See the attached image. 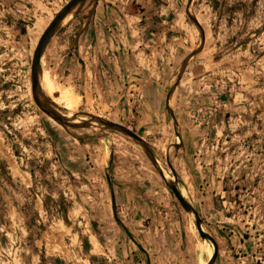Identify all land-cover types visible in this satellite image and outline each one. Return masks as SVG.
I'll return each mask as SVG.
<instances>
[{
	"label": "rangeland",
	"instance_id": "obj_1",
	"mask_svg": "<svg viewBox=\"0 0 264 264\" xmlns=\"http://www.w3.org/2000/svg\"><path fill=\"white\" fill-rule=\"evenodd\" d=\"M70 1L0 0V264L211 260L145 150L96 119L145 140L214 264H264V0L78 7L43 52L41 100L84 128L32 92L38 43Z\"/></svg>",
	"mask_w": 264,
	"mask_h": 264
},
{
	"label": "water",
	"instance_id": "obj_2",
	"mask_svg": "<svg viewBox=\"0 0 264 264\" xmlns=\"http://www.w3.org/2000/svg\"><path fill=\"white\" fill-rule=\"evenodd\" d=\"M87 1L88 0H71L67 4V6L53 19V21L49 24L48 28L46 29V31L44 32V34L42 35V37L38 43V46H37L35 54H34L33 64H32V92H33V98H34L35 103L39 106V108H41V110L44 113H46L48 116H50L56 122H58L60 125L65 126V127L84 128L85 126H78L76 124H71V122L69 121V119L65 115L61 114L58 110H56L52 106H50L48 104L46 105L42 102V100H41L42 88H41V83H40L41 61H42L43 52L45 50L47 42L49 41V39L51 38V36L55 32V30L78 7H80V6L83 7ZM192 1L193 0H190L189 5H191ZM173 91L174 90H172L171 93L168 95L167 106H169L170 97H171ZM172 116H173V114H172ZM96 121L99 124H101L102 126L106 127L107 129L117 131L119 133H122L125 136L130 137L137 144H139L145 150V152L147 153V156L149 157L151 162L155 165L156 168H158L160 175L164 178L163 171L159 167L157 159L155 158L153 152L151 151V149L149 148V146L145 142V140H143L136 133L130 131L129 129H127L121 125L114 124L111 122H107V121L102 120V119H96ZM176 149H179V147L176 146ZM165 182H166L167 187L174 194V196L176 197L177 201L181 204L183 209L187 213L194 216L195 226H196V229H197L201 239L204 241L210 242L214 246V254H213L211 260L208 262V264H214L216 259H217V255H218V248H217V243H216L215 239L203 230L201 218H200L198 212L183 197L181 190L178 187L177 182H169L166 179H165ZM112 199H113V208H114L115 218H116V220H118L117 214L115 211V197H114L113 191H112ZM126 233L130 237V239L134 243H136L135 240L133 239V237L131 236V234L127 230H126Z\"/></svg>",
	"mask_w": 264,
	"mask_h": 264
},
{
	"label": "bare ground",
	"instance_id": "obj_3",
	"mask_svg": "<svg viewBox=\"0 0 264 264\" xmlns=\"http://www.w3.org/2000/svg\"><path fill=\"white\" fill-rule=\"evenodd\" d=\"M69 18V16L66 18V19H68ZM65 19V20H66ZM65 22V21H64ZM40 83H41V88H42V90L43 91H46L47 90V93L51 90V87H53L51 84H50V82H49V77H48V75L47 74H44V75H42L41 76V79H40ZM61 88V87H60ZM52 92V91H51ZM54 101H55V103L56 104H58L60 107H62V108H64V109H67V110H70V108L71 109H73L72 108V106L74 105V102L72 101V100H70V99H67L66 97H58V98H55L54 99ZM164 174V178L166 179V180H168V178H167V176L165 175V173H163ZM181 193H182V191H181ZM183 195V194H182ZM184 197V196H183ZM185 198V197H184ZM206 242H208V241H206ZM205 242V243H206ZM208 243H210V242H208ZM207 244V243H206ZM211 244V243H210ZM212 247H214L213 245H212ZM211 249H208L207 250V253H208V255H210L211 254Z\"/></svg>",
	"mask_w": 264,
	"mask_h": 264
},
{
	"label": "crops",
	"instance_id": "obj_4",
	"mask_svg": "<svg viewBox=\"0 0 264 264\" xmlns=\"http://www.w3.org/2000/svg\"><path fill=\"white\" fill-rule=\"evenodd\" d=\"M180 190H182V189H180ZM183 191V190H182Z\"/></svg>",
	"mask_w": 264,
	"mask_h": 264
}]
</instances>
